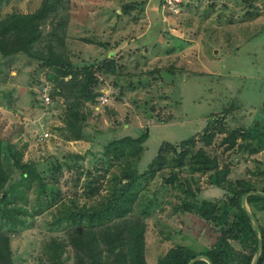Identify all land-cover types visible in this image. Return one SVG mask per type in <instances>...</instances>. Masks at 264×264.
<instances>
[{
  "label": "rangeland",
  "instance_id": "1",
  "mask_svg": "<svg viewBox=\"0 0 264 264\" xmlns=\"http://www.w3.org/2000/svg\"><path fill=\"white\" fill-rule=\"evenodd\" d=\"M40 10L37 48L52 43L78 69L89 66L94 100L52 90L39 60L0 53V235L12 264H87L89 234L101 261L130 264L125 247L110 253L107 242L135 223L146 264L176 246L212 245L231 264H253L249 248L227 237L237 221L228 198L237 181L249 184L240 206L264 227V204L247 201L264 197V0H187L176 14L163 0H3L0 19ZM68 110L80 113L79 129L67 126ZM143 133L141 147L105 150ZM198 149L217 157L224 180L190 172ZM123 169L139 178L138 194L116 219L100 210ZM237 234L253 246L250 232Z\"/></svg>",
  "mask_w": 264,
  "mask_h": 264
},
{
  "label": "trees",
  "instance_id": "2",
  "mask_svg": "<svg viewBox=\"0 0 264 264\" xmlns=\"http://www.w3.org/2000/svg\"><path fill=\"white\" fill-rule=\"evenodd\" d=\"M2 1L3 0H0V6ZM42 18L43 10H40V12L34 15L12 14L0 19V53L4 56L24 53L31 60H39L41 63L39 67H41L43 70L49 69L53 73H51L52 75L50 76L48 75V78L52 81V90H56L57 93H60V95L63 92L76 94L82 98H85L86 102H93L94 95L88 91L90 75L89 66L84 67V69H78L71 63L67 56H64L62 52L56 50L54 44L50 43L51 41H49L50 44L47 45L44 52L43 50L37 48V43H39V38L41 37V31L39 27ZM107 66L111 69L115 67L113 58L110 57ZM82 75L84 76L80 79ZM67 78L68 80L66 81L65 79ZM40 87L42 88L43 85ZM68 114V117L65 119L67 126L70 127L71 130L78 128V124L76 125L75 120L80 118V113L77 111L68 110ZM202 138L204 140L205 146H210L211 141L213 140V134L211 132L205 133ZM147 139V133H143L137 138L123 137L122 139L109 143L107 146H105V150L107 153H110V151L124 146L127 142L141 147V145ZM185 142L187 141L182 143ZM231 146H233V143L229 147ZM228 149L229 148L226 150ZM158 157L159 156L157 155L156 158ZM189 162L190 172L208 173L210 183H219V180H224L227 175V170L224 171L219 168L217 157L209 156L203 149H198L192 153L190 155ZM120 174L121 175L118 177L119 180L115 177V180L117 181V187H114L113 192H109L108 194L106 193V195L103 196L105 202L107 201V205L105 208L103 206L104 209L100 210V212H105L108 209L111 210L113 216L116 219H123L132 211L133 204L135 203L138 194L134 188L139 186V183H137L139 178L135 176L133 171L123 169ZM4 180L5 176H2V178H0V190L4 184ZM232 189H234V193L230 195L228 202L230 204L234 203V207L237 209V213L234 216L237 218V221L230 224L228 228L229 236L227 237L229 240L237 241L239 244L244 245V247L247 246V248H249V254L253 258L258 248V240L256 239L255 235L256 231L249 223V218L240 206V200L242 197L253 191V188L246 182L240 180L234 184ZM187 195L188 197H191L193 196V193L189 191ZM247 201L249 204H264V197L251 196ZM90 213L95 214L96 210L92 209ZM116 231V238H109L108 242L106 241L108 245V252H113V249H115L117 246H123L125 247V255L129 259L130 264H146L144 259L143 226L135 223L129 225L125 230L116 229ZM237 231L238 233H243L245 231L250 232L253 237V246L248 247L244 240H239ZM260 231L262 236V245L256 264H264V227H260ZM89 236L94 240L93 234H89ZM93 240H85L84 246H82L80 249L81 251H86V257L88 260L87 264H108L100 260L99 252L89 249L87 242H91ZM221 241L220 243H222ZM198 256L206 257L211 261L212 264H231L224 258V255L220 249L213 245L212 247L199 252H195L192 249L183 246L173 247L167 251L159 264H189L191 260ZM0 264H12L9 240L7 236L2 234L0 235ZM195 264L208 263L205 261H198Z\"/></svg>",
  "mask_w": 264,
  "mask_h": 264
},
{
  "label": "built area",
  "instance_id": "3",
  "mask_svg": "<svg viewBox=\"0 0 264 264\" xmlns=\"http://www.w3.org/2000/svg\"><path fill=\"white\" fill-rule=\"evenodd\" d=\"M187 0H164L163 6L167 9L169 12H173V14H176L178 12V9L181 4L185 3ZM172 14V15H173ZM43 91V92H42ZM41 96L44 99L43 102L48 103L49 102V95L47 93V89L43 88L41 90ZM105 101V100H104Z\"/></svg>",
  "mask_w": 264,
  "mask_h": 264
},
{
  "label": "water",
  "instance_id": "4",
  "mask_svg": "<svg viewBox=\"0 0 264 264\" xmlns=\"http://www.w3.org/2000/svg\"><path fill=\"white\" fill-rule=\"evenodd\" d=\"M245 198H246V197H245ZM243 200H244V198H243ZM245 209H246V207H245ZM246 212H247L249 218L254 222L253 217L249 214V212H248L247 209H246ZM254 225H255V228H256V230H257V232H258V238H259V239H258V240H259V243H258V250H257V252H256V254H255V258H254V262H253V264H256L257 261H258L259 255H260V249H261V245H262V236H261L260 228L255 224V222H254ZM198 261H205V262H207L208 264H212L211 261H210L209 259H207L206 257H203V256H198V257H196L195 259L191 260V261L189 262V264H195V263L198 262Z\"/></svg>",
  "mask_w": 264,
  "mask_h": 264
},
{
  "label": "crops",
  "instance_id": "5",
  "mask_svg": "<svg viewBox=\"0 0 264 264\" xmlns=\"http://www.w3.org/2000/svg\"><path fill=\"white\" fill-rule=\"evenodd\" d=\"M250 56H252L251 58H253V54H251Z\"/></svg>",
  "mask_w": 264,
  "mask_h": 264
}]
</instances>
